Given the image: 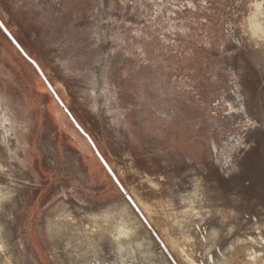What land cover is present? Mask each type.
I'll return each instance as SVG.
<instances>
[{
	"label": "rangeland",
	"instance_id": "obj_1",
	"mask_svg": "<svg viewBox=\"0 0 264 264\" xmlns=\"http://www.w3.org/2000/svg\"><path fill=\"white\" fill-rule=\"evenodd\" d=\"M0 19L117 177L0 27V264H264V0H0ZM62 209L129 235L86 219L67 247Z\"/></svg>",
	"mask_w": 264,
	"mask_h": 264
},
{
	"label": "bare ground",
	"instance_id": "obj_2",
	"mask_svg": "<svg viewBox=\"0 0 264 264\" xmlns=\"http://www.w3.org/2000/svg\"><path fill=\"white\" fill-rule=\"evenodd\" d=\"M124 207L127 209V211L130 213V215L133 217L135 223L137 225L141 226L144 229V234L146 235V237L148 238V240L152 244H155L156 241L152 237L150 231L146 228V226L142 222L141 218L139 217L138 213L135 211V209L133 208V206H131V204L129 202H125L124 203ZM113 209L112 210H109V211H105L104 213L102 212V214L101 213L100 214H96L95 213V214L82 215V216L81 215L80 216L79 215H74L71 210L62 209V211H60L58 213V217L60 218L61 222L59 221V226L55 227V229H54V237L55 236H58V234H59V236H58L59 237L58 238L59 240L61 238L62 239L66 238V245H67V247H69L70 245H73L72 242L76 243L77 241L81 240L80 239V234H81V231H82L81 230L82 229L81 224H82V222L84 220L90 219L94 223L92 226H95V227H101V225L96 226V224H95V219L96 218H99V220L105 219L104 221L110 222V223H108V227L111 224V222L114 223L116 221L115 220L116 217H115V211H113ZM62 221H65V222L63 223ZM96 223H97V221H96ZM117 224H118V222L116 221V227H115V231L114 232H119L120 235H117V233L116 234L113 233L112 236H116V235L117 236L129 235L128 234V230H127L128 227H126L124 223H121V225L118 224V226H117ZM93 231L94 230L87 231V232H89L88 237H89V240H90L91 243H94L93 241H95V239L97 237V234L96 233H94V234L92 233ZM189 235H190V233H188V235L186 236V238L190 237ZM159 253L163 257V259L165 260V262H167L168 264H171L170 261H169V259H168V257L165 255V253L162 250H160ZM5 261H7V260H5ZM89 264H92V263H89ZM93 264H106V262H104V261H97V262L95 261L94 262L93 261Z\"/></svg>",
	"mask_w": 264,
	"mask_h": 264
},
{
	"label": "water",
	"instance_id": "obj_3",
	"mask_svg": "<svg viewBox=\"0 0 264 264\" xmlns=\"http://www.w3.org/2000/svg\"><path fill=\"white\" fill-rule=\"evenodd\" d=\"M0 27L3 29V31L6 33V35L10 38V40L14 43V45L23 53V55H25L27 58H29L33 64L35 65V67L38 69V71L40 72V74L46 79L44 73L42 72L40 66L38 65V63L31 59L29 57V55L25 52V50L22 48V46L19 44V42L16 40V38L13 36V34L9 31V29L6 27V25L3 23V21L0 19ZM47 84L49 86V88L53 91V93L56 95L57 99L59 100V102L61 103L62 107L65 109L66 113L70 116V118L73 120V122L77 125V127L83 131V133H85V135L88 137V139L90 140L91 144L94 146V148L96 149L97 153L99 154L100 158L102 159V161L104 162V164L106 165L107 169L112 173L113 177L117 180V177L115 176V174L113 173L111 167L109 166V164L105 161V159L103 158V156L100 155V153L98 152L95 143L92 141V139L89 137V135L82 129V127L78 124V122L75 120V118L73 117V115L71 114L70 110L67 108V106L63 103V101L57 96V94L55 93L52 85L49 83V81L46 79ZM129 199H131L130 197H128ZM131 201L133 202V200L131 199ZM134 203V202H133ZM135 204V203H134ZM139 212V211H138Z\"/></svg>",
	"mask_w": 264,
	"mask_h": 264
}]
</instances>
